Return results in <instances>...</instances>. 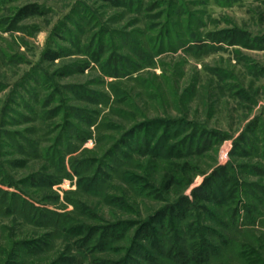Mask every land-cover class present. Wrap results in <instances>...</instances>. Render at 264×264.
Wrapping results in <instances>:
<instances>
[{"label": "rangeland", "instance_id": "1", "mask_svg": "<svg viewBox=\"0 0 264 264\" xmlns=\"http://www.w3.org/2000/svg\"><path fill=\"white\" fill-rule=\"evenodd\" d=\"M140 1L136 10L97 0H0V264H51L62 258L91 264L99 257L122 258L123 250L80 254L72 245L74 239L58 230L59 219L48 211L83 224L133 220L137 225L129 239L140 220L152 218L160 209L182 205L217 169L235 178L228 186L232 192L225 203L228 208L217 210L224 225L211 223L203 213V202L192 206L188 221L195 227H213L209 239L216 244L218 255L210 260L212 264H264V0ZM32 3L43 6L45 15L17 22L18 10ZM168 29L176 31L181 43L172 49L151 50L152 39ZM189 30L197 38H191ZM98 34L108 44L104 58L115 51L136 62L138 70L131 76L108 77L100 63L74 44V38H79L83 45H95ZM125 37L138 53H145L134 54L125 46ZM58 47L65 49L61 58L43 59L45 51ZM89 60L90 66L83 69ZM71 86L100 94L101 103L74 99ZM115 88L126 93V103L115 99ZM72 107L98 111V123L106 116L105 123L117 127H92L94 137L83 145L71 139L80 148L67 155L68 168L72 157L103 156L114 140L147 120H182L188 124L182 138L196 126L212 131L213 141L191 158L195 168L186 176L191 183L169 192L162 186L161 161L141 159L147 166L144 170L137 169L136 163L130 165L129 170L145 176L154 187L150 198H142L116 180L132 204L131 210L122 211L78 190L76 178L64 179L52 189L39 188L31 180L34 174L55 171L46 149L56 145L61 132L75 134L73 128L64 130L66 120L78 122L71 115ZM81 126L89 129L85 123ZM8 193L28 199L42 209L39 214L47 210L46 215H38L28 204L15 205ZM69 200H81L98 217L76 210ZM229 202H235V207L254 204V213L247 216L241 209L233 223ZM171 229L174 236L157 232L164 250L190 240L186 226ZM128 239L116 246L129 247ZM153 244L147 246L157 258L155 264H165L166 255L161 257ZM242 252L249 263L239 256Z\"/></svg>", "mask_w": 264, "mask_h": 264}, {"label": "trees", "instance_id": "2", "mask_svg": "<svg viewBox=\"0 0 264 264\" xmlns=\"http://www.w3.org/2000/svg\"><path fill=\"white\" fill-rule=\"evenodd\" d=\"M115 7L126 6L130 9L141 5L140 0H97ZM46 9L40 4L32 3L21 7L16 14V21L23 20L31 16L45 15ZM79 32L83 31L78 27ZM165 33V34H164ZM158 38H153L151 41V50L162 51L163 49H172L175 44L181 43L180 39L177 40L176 31L172 29L166 30ZM168 35V37H167ZM191 38H197V34L189 30ZM175 36V38L173 37ZM196 36V37H195ZM232 37H237L232 35ZM99 40L95 45L86 46L82 44L79 38L76 39L75 45L78 46L88 56H91L96 62L100 63L102 71L108 77L120 78L124 76H131L138 70L136 62L113 51L109 57L104 58L105 49H107V41L105 38L98 34ZM190 38V37H189ZM109 40V39H108ZM125 46L134 51V54L145 53L144 51H136V47L132 44V40L127 37L122 38ZM242 40V39H241ZM237 41H240L238 39ZM110 43V42H109ZM240 43V42H235ZM82 47L84 50H82ZM65 54V49L58 47L57 50H47L43 55L45 61L54 62L61 58ZM90 60L84 64L83 69L90 66ZM70 88V87H69ZM71 93L74 99L86 100L92 103L99 102V95L96 92L87 90L83 86H71ZM115 99L126 103V93L115 88L113 90ZM110 99V98H109ZM36 102H39L36 99ZM129 102V101H128ZM72 114L77 119V123L66 120L64 123V130L73 128L75 134L65 135V132H61L55 140V146H51L46 149V157L50 160V164L55 167L53 173H37L31 178L33 183L39 188L52 189L53 186L61 183L64 179L76 178V185L78 190H82L93 196L99 197L102 202L115 209L127 211L132 209V204L129 203L126 192L122 187H118L115 184L116 180H120L126 184L132 191L142 197L150 198V189H153V185H150V181L137 172L128 169L130 165H134L137 169H146L141 162L143 158L150 160V157L161 161L164 164V183L163 189L166 192L171 191L175 186L182 184H190L191 181L187 179V175L194 170L195 166L191 162V158L202 152L209 147L213 141L212 131L205 128L193 127V131L182 138V135L186 132L188 124L185 121L178 120H147L142 123L134 125L130 130L125 132L115 143L105 152L103 156L99 158H83L81 156H75L70 159V167L66 165V157L69 154L78 152L79 145H83L87 140L94 137L92 127L100 129V126H107L110 128L117 127L113 122L108 121L105 123L107 117L105 116L102 123H98L97 112H87L83 109L72 107ZM82 123L88 125L89 129H81ZM64 139L66 142H64ZM71 139L77 140L80 144L77 145L71 141ZM66 150V152H64ZM141 163V164H140ZM126 167V168H124ZM150 167V166H149ZM125 169V170H124ZM142 170V171H143ZM221 170V169H220ZM216 173L211 175L201 186L194 188L190 196H186V200L182 205H173L169 208L160 209L155 216L147 220H140L139 226L134 230L133 237L129 233L137 225L133 220L119 219L115 222H104L103 224H83L79 223L68 215L58 214L52 211H48L58 220L57 228L61 230L62 234L74 239L75 249L80 254L85 253L88 256L91 253L122 251L124 252L122 258L112 259L109 257L94 258L91 264H155L157 258L155 254L150 251V243L153 242L155 250L162 257L166 255L165 264H212L210 261L218 254L217 246L213 240L209 239V235L212 232L213 227L198 226L188 221L191 213L192 206L199 202L204 203L203 213L209 216L211 223L223 224L218 217V211L220 209L228 208L226 202L228 198L232 196V192L229 193L228 186L233 183L235 178L227 173ZM28 180H26V183ZM7 183V182H6ZM10 187L14 185L7 183ZM115 191V192H112ZM10 195L12 202L15 205L21 204V206L29 205L33 207L35 212L42 210L38 207H34V204L28 199H24L17 193L7 194ZM73 204L76 210H80L87 213L89 217H98L87 204H84L81 200H69ZM230 201H233L230 200ZM229 209L232 212V221L234 223L241 211L245 210L247 216H251L254 213V204H243L235 207V202H229ZM225 211V210H223ZM47 210L41 211V216L46 215ZM38 213V215H40ZM47 217V216H46ZM63 218L65 220H63ZM156 223L158 229L155 228ZM183 225L187 227V232L190 234V240L185 243H174L171 248L167 250L162 249L161 239L157 237V232L163 230L167 234L172 233L174 236L176 233L172 231V226ZM224 225V224H223ZM227 226V224L225 225ZM135 229V228H134ZM175 230V229H174ZM156 237V238H155ZM131 240L129 247L119 248L117 243L121 241ZM169 240H175L169 237ZM225 241V240H224ZM231 244L226 240L224 244ZM160 244V245H159ZM148 245V246H147ZM244 252L239 256H243ZM61 262H52L51 264H78L74 258H62ZM247 263L249 261L242 257ZM250 264V263H249Z\"/></svg>", "mask_w": 264, "mask_h": 264}]
</instances>
